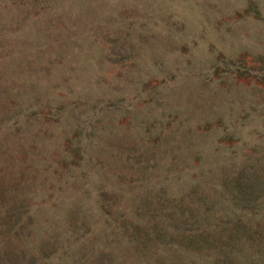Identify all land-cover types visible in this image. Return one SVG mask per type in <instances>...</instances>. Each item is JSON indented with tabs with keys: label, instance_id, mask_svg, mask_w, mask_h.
<instances>
[{
	"label": "rangeland",
	"instance_id": "rangeland-1",
	"mask_svg": "<svg viewBox=\"0 0 264 264\" xmlns=\"http://www.w3.org/2000/svg\"><path fill=\"white\" fill-rule=\"evenodd\" d=\"M27 8L0 37V264H216L163 242L264 228V0Z\"/></svg>",
	"mask_w": 264,
	"mask_h": 264
},
{
	"label": "trees",
	"instance_id": "trees-1",
	"mask_svg": "<svg viewBox=\"0 0 264 264\" xmlns=\"http://www.w3.org/2000/svg\"><path fill=\"white\" fill-rule=\"evenodd\" d=\"M64 0H0V37L12 41L13 34L17 29L18 18L17 8H23L29 14L27 6L34 5V14L56 11L61 7ZM236 191H234V202L244 203L248 200H255L256 191H259L261 181L258 173L255 172L251 176L244 175L243 172L233 176ZM238 191V192H237ZM240 195V197H239ZM236 200V201H235ZM171 237L179 244L173 243L170 239L163 242L164 245H176V249L180 248V243L187 244L193 248L201 250L203 247L208 249H216V264H220L219 260L223 257L222 264H264V228L254 224H248L239 216L236 219L229 218L225 220V226L203 227L191 229L187 234H178ZM215 240H217L215 242ZM218 242V243H217ZM261 245V246H259ZM258 247V248H256ZM192 264H195L194 262Z\"/></svg>",
	"mask_w": 264,
	"mask_h": 264
}]
</instances>
